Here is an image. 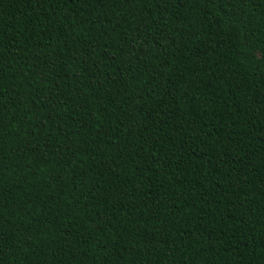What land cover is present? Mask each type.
Masks as SVG:
<instances>
[{
	"label": "trees",
	"instance_id": "1",
	"mask_svg": "<svg viewBox=\"0 0 264 264\" xmlns=\"http://www.w3.org/2000/svg\"><path fill=\"white\" fill-rule=\"evenodd\" d=\"M264 0H0V264H264Z\"/></svg>",
	"mask_w": 264,
	"mask_h": 264
},
{
	"label": "snow or ice",
	"instance_id": "2",
	"mask_svg": "<svg viewBox=\"0 0 264 264\" xmlns=\"http://www.w3.org/2000/svg\"><path fill=\"white\" fill-rule=\"evenodd\" d=\"M262 58H264V53L261 54Z\"/></svg>",
	"mask_w": 264,
	"mask_h": 264
}]
</instances>
